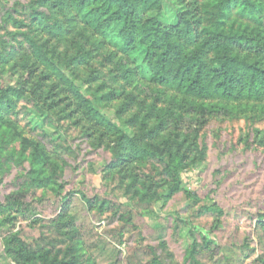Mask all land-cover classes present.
Segmentation results:
<instances>
[{
	"label": "rangeland",
	"instance_id": "374dc122",
	"mask_svg": "<svg viewBox=\"0 0 264 264\" xmlns=\"http://www.w3.org/2000/svg\"><path fill=\"white\" fill-rule=\"evenodd\" d=\"M220 1L148 0L144 17L187 21L171 37L186 55L209 58L224 39L264 67V27ZM76 10L0 0V264H264V98L190 96L174 68L146 82ZM123 138L154 158L117 148Z\"/></svg>",
	"mask_w": 264,
	"mask_h": 264
},
{
	"label": "trees",
	"instance_id": "16d2710c",
	"mask_svg": "<svg viewBox=\"0 0 264 264\" xmlns=\"http://www.w3.org/2000/svg\"><path fill=\"white\" fill-rule=\"evenodd\" d=\"M76 7L80 22L98 32L103 42L125 56L134 65V74L146 82L166 84L172 73L171 68H174L172 80L187 95L220 98L228 102L258 101L264 98V67L229 54L224 39L211 38L206 52L209 58L200 52L184 54L171 41V37L175 33L184 34L187 21L182 29L181 26L170 29L155 19L145 18V10L150 7L148 0L140 1L139 11L130 0H76ZM216 8L224 12L223 16L236 11V18L250 25L264 27V0H224ZM216 30L219 31V28L216 27ZM25 39L33 56L41 57L36 42L28 38V35H25ZM75 93L102 127L111 133L117 131L113 123L94 110L90 99L79 91ZM2 100L0 97V110L2 105L6 106ZM122 143L128 145L135 159L154 158V154L139 147L137 141L123 138V142H118L116 147L120 148ZM6 209L0 207V211Z\"/></svg>",
	"mask_w": 264,
	"mask_h": 264
}]
</instances>
